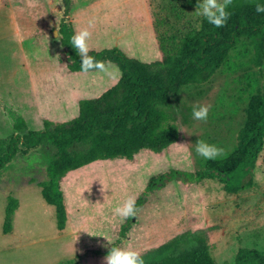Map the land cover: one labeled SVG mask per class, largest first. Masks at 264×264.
I'll list each match as a JSON object with an SVG mask.
<instances>
[{
	"label": "rangeland",
	"instance_id": "374dc122",
	"mask_svg": "<svg viewBox=\"0 0 264 264\" xmlns=\"http://www.w3.org/2000/svg\"><path fill=\"white\" fill-rule=\"evenodd\" d=\"M199 2L0 0V151L13 134L43 130L44 121L72 120L80 101L100 98L119 80L120 68L110 60L105 62L111 75L63 68V25L72 36L91 32L89 54L117 49L162 68L182 38L200 28ZM253 60L252 46L240 39L212 78L184 87L169 101L179 139L166 150L97 160L68 172L59 182L66 212L62 230L55 207L41 193L48 149L19 146L0 170V264H105L111 247L142 255L183 234L203 243L215 264H234L246 252L264 257V144L252 170L230 183L204 175L208 159L196 152L198 140L224 149L214 160L235 148L248 101L264 86V63ZM194 105L210 106L206 122L192 118ZM17 125H24L19 132ZM241 181L245 189L230 193ZM130 196L138 212L125 220L114 210ZM10 201L15 209L5 232Z\"/></svg>",
	"mask_w": 264,
	"mask_h": 264
},
{
	"label": "trees",
	"instance_id": "16d2710c",
	"mask_svg": "<svg viewBox=\"0 0 264 264\" xmlns=\"http://www.w3.org/2000/svg\"><path fill=\"white\" fill-rule=\"evenodd\" d=\"M264 0H233L224 27L216 28L203 17L200 28L185 35L174 55L163 59L162 68L126 57L117 49L90 53L98 61L118 64L121 76L100 98L82 100L78 114L70 121L43 122V130L13 134L0 151V170L18 152L48 149V180L41 184L42 196L55 207L58 229L66 222L60 180L70 171L97 160L124 158L131 160L140 151L160 153L176 143L179 128L166 109L184 87L201 85L212 78L228 61L240 39L253 49L254 62L264 63V13L256 4ZM72 28L60 29L70 72H82L81 57L71 45ZM69 36V37H68ZM24 125L15 126L19 132ZM264 144V86L252 95L245 109V119L236 136V146L224 159L208 160L204 175L221 177L230 183L240 174L249 173ZM241 180V179H240ZM242 181L229 187L230 193L244 190ZM13 201L8 203L4 231L11 229ZM144 264H215L203 243L191 241L187 234L175 237L141 255ZM234 264H264V257L246 252Z\"/></svg>",
	"mask_w": 264,
	"mask_h": 264
},
{
	"label": "clouds",
	"instance_id": "9594fccd",
	"mask_svg": "<svg viewBox=\"0 0 264 264\" xmlns=\"http://www.w3.org/2000/svg\"><path fill=\"white\" fill-rule=\"evenodd\" d=\"M233 0H201L197 4L195 15L204 17L207 22L216 28L224 27L230 18L231 13L228 11ZM257 13H264V4H256ZM91 26V24H90ZM91 32L88 29L77 31L71 38V45L77 50L81 57V71L88 73L90 71L103 72L111 75L105 61H98L89 55L88 40L91 38ZM63 68H68L65 65ZM210 111L209 105H194L192 109V118L198 121L206 122ZM196 152L198 155L208 160H214L224 155V149L215 145L208 144L203 140L196 142ZM115 214L123 219L137 216L135 197L128 199L115 210ZM107 239V238H106ZM109 244L110 240L107 239ZM107 247V245H105ZM105 264H144L140 252L127 247H111L107 255L103 258Z\"/></svg>",
	"mask_w": 264,
	"mask_h": 264
}]
</instances>
